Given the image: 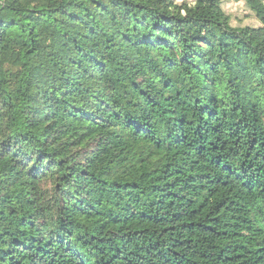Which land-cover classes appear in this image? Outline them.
Masks as SVG:
<instances>
[{
  "label": "trees",
  "instance_id": "16d2710c",
  "mask_svg": "<svg viewBox=\"0 0 264 264\" xmlns=\"http://www.w3.org/2000/svg\"><path fill=\"white\" fill-rule=\"evenodd\" d=\"M0 0V264H264V9Z\"/></svg>",
  "mask_w": 264,
  "mask_h": 264
},
{
  "label": "rangeland",
  "instance_id": "374dc122",
  "mask_svg": "<svg viewBox=\"0 0 264 264\" xmlns=\"http://www.w3.org/2000/svg\"><path fill=\"white\" fill-rule=\"evenodd\" d=\"M180 3L183 0H176ZM259 8L264 9V0H261ZM223 9L227 15L231 17V22L236 25H252L256 22L252 19L250 14L245 10L244 4L239 0H230L223 3Z\"/></svg>",
  "mask_w": 264,
  "mask_h": 264
}]
</instances>
